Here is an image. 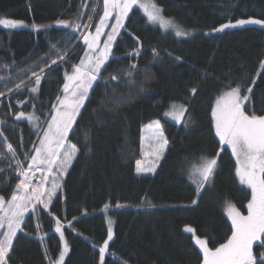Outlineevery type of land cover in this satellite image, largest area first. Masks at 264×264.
Masks as SVG:
<instances>
[{"label":"trees","instance_id":"16d2710c","mask_svg":"<svg viewBox=\"0 0 264 264\" xmlns=\"http://www.w3.org/2000/svg\"><path fill=\"white\" fill-rule=\"evenodd\" d=\"M153 1L164 15L198 34L178 38L149 23L139 9L132 10L114 44L113 57L70 130L68 141L78 151L62 190L48 211L38 208L27 216L13 240L9 264L57 260L62 251L57 219L64 225L69 246L63 264H100L99 248L107 239L109 221L114 223L113 239L104 264H203V255L185 228L192 227L214 250L232 234L224 203L246 211L251 190L236 175L231 149L219 143L212 109L216 99L230 90L228 85H240L242 91L252 88L247 111L264 115V28L213 29L239 19H264V0ZM96 4V0H0V19L25 25L0 26V92L4 93L0 98L21 79L26 82L0 101L4 198L11 196L17 182L15 170L10 167L7 172L3 166L13 156L6 152L7 144L15 149V161L28 160L38 127L44 129L62 94L65 74L80 62L81 38L87 30L83 25L90 22L92 29L102 11L101 0L92 11ZM59 20L81 27L66 28L56 23ZM33 24L47 27L36 30ZM64 53L65 61L45 65L58 62ZM42 67L39 90L33 95L28 69L40 74ZM173 104L186 109L180 123L165 118ZM20 112L34 113L39 120L20 121L16 118ZM157 120L168 148L153 175L138 176L142 130ZM201 157L216 158L217 166L197 194L189 174ZM257 245L253 253L259 257L264 246Z\"/></svg>","mask_w":264,"mask_h":264},{"label":"snow or ice","instance_id":"6c2138e0","mask_svg":"<svg viewBox=\"0 0 264 264\" xmlns=\"http://www.w3.org/2000/svg\"><path fill=\"white\" fill-rule=\"evenodd\" d=\"M134 6L143 9L150 22L159 23L161 27L171 29L177 37L191 35L173 20L165 19L160 14L161 9L151 3V0H103V15L99 18V24L95 26V33L89 32L82 37L88 50L85 51L79 64L73 65L72 74H65L66 83L63 87L65 95L63 99L59 96L57 97L59 106L53 105L55 114L52 115L47 129L43 132L39 147L34 148L35 154L30 157L31 163L27 169H24L23 162L17 161V169L20 176H23L24 179L16 186V190L13 191L9 200L5 201V198L0 196V213H2L0 214V228L5 226L7 228L6 231L0 234V264H9L10 253L13 249V239L16 237L17 231H22L21 224L24 214L29 211V203L33 200L36 201V204L31 207V211L36 212L37 205H43L44 210H47L52 202V197L55 195L59 185L53 183L51 191L47 193V201L41 199L44 193L39 189L34 188L31 194H28L29 172L33 168L39 170L38 166L41 164H47L49 172L52 171L53 166H57L63 173L65 171L64 166L74 158L78 151L77 146L72 144L66 148L65 140L72 129L73 123L76 121L77 115L80 113V109L88 98L89 89L94 82L102 77V70L110 62V57L113 55V42L120 34V29L124 27V20ZM92 11L95 12V8ZM113 11L116 12L114 17L116 23L111 25V32L105 34L103 30L108 26L107 21L112 17ZM88 19L92 20V16H89ZM22 23L21 21L0 19V25L7 28H17ZM56 23L66 28L81 27L79 24H70L63 20H59ZM244 25H259L264 28V19H239L235 23L230 21L221 24L213 31L222 32L225 29ZM32 27L39 30V28L47 26L33 24ZM83 27L87 29L90 25L85 24ZM101 35L107 36L102 48L100 47ZM52 47L55 48V45ZM66 55L67 53H64V55L59 56V59L63 61ZM51 63L56 64L57 61L53 60ZM45 65L50 67L47 62H45ZM135 67V65H131V68L134 69ZM262 67H264V62H262ZM28 71H31V75L35 77L34 84L36 85L29 90L32 93H36L38 92L42 76L31 69H28ZM44 71L45 69L42 67L40 72L43 73ZM130 74L131 72H129ZM0 79L3 78L0 77ZM111 79L114 81L118 80V76L112 75ZM25 83L21 79L16 88L20 89ZM228 87L230 90L216 99L215 106L212 109L215 133L219 137L221 145H228L231 148L232 155L236 158V175L242 184L247 185L251 189V199L246 206L247 215H242L235 206L227 205V215L231 219L232 234L226 243L220 244L214 250L208 247L206 239L197 237L195 243L203 253V264H264V253L259 257L253 253L254 241L261 242L257 245L258 247L264 246V239H262L264 238V115L258 116L247 111L245 101H250L251 87L243 91L240 85L234 88H231L230 85ZM192 92L195 94L196 89L193 88ZM0 95H4V93L0 92ZM185 112L184 106L173 105L166 115L180 121L184 117ZM24 117L25 113L20 112L16 118L21 119ZM27 119L29 121H38L39 117L33 113L28 114ZM153 125L158 130L153 137L158 139L159 142V147L155 152L158 160L168 141L164 138L162 130H160L159 121L153 122ZM153 125H149V127H153ZM2 135L3 133L0 132V136ZM7 150L13 156L16 155L15 149L10 143L7 144ZM0 156H3V153H0ZM61 156L63 159L58 160ZM155 166V163L145 166L141 160H137L136 172H154ZM216 166V158L207 159L204 157H201L198 165L193 166L190 176L192 182L197 186V194L209 182ZM0 171H3V169H0ZM192 203L196 204L197 201L193 200ZM107 207L108 205H105V208ZM117 207H120V205H117ZM109 225H111V221H109ZM68 226L71 227V222H69ZM63 227L60 220L57 219L55 231L60 233L61 240L64 238ZM185 231L191 233L194 230L191 227H186ZM112 239L113 232L110 226L107 239L104 240L103 245L99 248L100 264H104L106 255L109 254V241ZM68 251V245L65 241L58 259L52 261L51 264H63L64 257Z\"/></svg>","mask_w":264,"mask_h":264},{"label":"rangeland","instance_id":"374dc122","mask_svg":"<svg viewBox=\"0 0 264 264\" xmlns=\"http://www.w3.org/2000/svg\"><path fill=\"white\" fill-rule=\"evenodd\" d=\"M99 1H100V0H96V3L98 4V7H99ZM151 3H154L159 9H161V13H160V14H161L165 19L173 20V21H174L176 24H178L183 30H185V31H187V32H189V33H191V35H189V36H187V37H178V38H190V37H192V36L198 34V32H197L196 29H188V28L182 27V26L178 23V21H177L175 18H173V17H168V16L164 15V14H163V11H162V8H161L157 3H155L153 0H151ZM97 4H96V7H95V11H96V9H97ZM101 5H102V11H101V13L98 15L96 21L94 22V24H93V28H92V29H88V28H87V30L85 31V33H84L83 35H86V34H88L89 32H91V33H93V34L95 33V26H96L97 24H99V18H100V16L103 15V0H101ZM136 8L139 9L140 12H141V14L144 15V16L147 18V16L145 15L143 9H140L138 6H134V7L132 8V10H134V9H136ZM132 10L129 12L128 16L125 18V20H124V27L120 29V33H121V31H122L123 29H125L126 21H127V19L129 18V15L131 14ZM115 15H116V12L113 11L112 17H110V18L108 19V21H107V25H108V26H106V27L104 28V30H103L105 34L111 32V25L116 23V21H115V19H114ZM147 20H148V19H147ZM90 21H91V20H90ZM148 21H149V20H148ZM149 23H151L152 25L154 24V25L160 27L161 29H163V30H165V31H169V32H171L174 36H176L175 33H174L171 29H165V28L161 27L159 23H152V22H150V21H149ZM234 23H235V22H234ZM89 25H90V22H89ZM0 26L4 27L3 25H0ZM20 27H25L24 23H22V25L19 26V27H17V28H20ZM240 27H242V26H240ZM5 28H7V27H5ZM119 35H120V34H119ZM119 35L116 37V40H117V38L119 37ZM82 37H83V36H82ZM176 37H177V36H176ZM106 39H107V36H106V35H101V37H100V47H101V48L103 47V42H104ZM116 40L113 42V46H112V54H113V47H114V44H115ZM81 42H82V45H83V47H82V48H83V54H82V56H81V58H82V57L84 56L85 51H87L88 49H87V46L84 44L83 38H81ZM112 57H113V55H112ZM112 57H110V59H111ZM65 60H66V57L64 58L63 61H65ZM60 62H62V61L59 60L56 64H58V63H60ZM56 64H53V65H51L50 67L55 66ZM78 64H79V63H78ZM73 65H77V64H73ZM42 74H43V73H40L39 75H42ZM67 74L71 75L72 73H67ZM64 79H65V81H64L63 86H62V94H61V96H60L61 99H63V97H64V95H65V93H64V91H63L64 84L66 83V78H65V76H64ZM32 80H33V82H34V81H35V77H32L28 82H31ZM94 84H95V82L93 83V85H94ZM93 85H92V87H93ZM33 86H36V85L34 84ZM33 86H31V87H33ZM92 87L89 89V93H90V90L92 89ZM17 90H18V89L15 88V89H13V90L7 92V93H9L8 95H11V94H14V92H16ZM38 90H39V86H38ZM30 92H31V91H30ZM31 93H32V92H31ZM37 93H38V92H36V93H32V94H33V95H37ZM88 95H89V94H88ZM86 100H87V99H86ZM86 100H85V102H86ZM245 102H246V101H245ZM215 103H216V101H215ZM84 104H85V103H84ZM54 105L59 106V105H58V101H56ZM173 105L181 106L180 104H173ZM214 106H215V105H214ZM82 108H83V107H82ZM82 108L80 109V112H81ZM171 108H172V107H171ZM170 110H171V109H170ZM168 112H169V110H168ZM54 114H55V109L53 108L52 115H54ZM79 114H80V113H79ZM79 114L77 115L76 119L78 118ZM52 115H51L50 120H49L48 122L51 121ZM165 118H166L167 120H170L171 122H174V123L176 122V123H177V120H175L172 116L166 115ZM19 120H20V121H22V120H28V119H27V114H25V117H24V118H21V119H19ZM157 121H158V120H157ZM48 122H47V124H46V126L44 127L43 130L40 129V128L38 127V129H39V131L37 132V136H38V138H37V141H36L35 145H33L32 149L28 152V154H27V156H26V158H27L28 160H27L26 162H23V168H24V169H27V168H28V165L31 163V159H30V157H31V155H34V154H35V153H34V148H35V147H39L40 139L43 137V132H44V130H46L47 127H48ZM153 122H155V121H153ZM153 122L147 124V125L143 128V130H142L141 144H140V145H141V146H140V159H138V160H141L145 166H149V165H151L152 163H155V165H156V166H155V171H156L157 166L159 165L161 159L163 158V156H164V154H165V152H166V150H167V148H168V143H167V145L164 146L163 153H162V155H160L159 159L157 160L156 155H155V152L157 151V149H158V147H159V142H158V139H154L153 137H154V135L156 134V132H157L158 130L154 127ZM74 123H75V122H74ZM74 123H73V125H74ZM159 123H160V121H159ZM149 125H153V127H149ZM160 130H162V132H163V129H162V125H161V123H160ZM69 133H70V131H69ZM69 133H68V136H69ZM163 135H164V132H163ZM68 136H67V138H66V140H65V146H66V148H67L68 146L72 145V144H70L69 141H68ZM164 138L166 139L165 135H164ZM224 146L230 148L228 145H224ZM230 149H231V148H230ZM62 151H63V149H62ZM6 152L9 153L8 150H7ZM76 153H77V152H76ZM9 154L12 155L11 153H9ZM75 156H76V154H75ZM75 156H74V158H75ZM14 158H15L14 156L10 157V158L8 159V161H6V162L3 164V166H6V167H4V169H5V171H7V172L9 171V169H10V167H11V168H13V169L15 170V172L17 173V176L15 175V176L17 177V182H16V185H15V188H14V190H16V186L20 183V181H21L22 179H24V177H23V176H20V174H19V170L17 169V161H15ZM74 158L71 159V161H70L67 165L64 166V167H65V171H64L63 173H61L60 168L57 167V166H53L52 171L49 172V171H48V165H47V164H41V165H39V166H38V169H39V170H37V168H33V169L29 172L28 194H31L32 189H34V188L39 189L41 192L44 193V195L41 197V199L47 201V198H48V197H47V193L51 191L53 183H56V184L59 185V187L56 189V191H55V195L52 197V202H53L54 199L58 196V194H59V193L61 192V190H62L63 182H64V180H65V178H66V175H67V173H68L70 167L72 166V163H73V161H74ZM62 159H63L62 156L58 158V160H62ZM235 159H236V158H235ZM192 170H193V169H192ZM192 170H191V172H192ZM155 171H154V172H143V173H137V172H136V174H137L138 176H150V175H153V174L155 173ZM191 172H190V174H191ZM190 174H189V177H190V179H191V181H192V178H191ZM194 184H195V183H194ZM241 184H242V183H241ZM242 185H244V186H246V187L248 188L247 185H245V184H242ZM249 189H250V188H249ZM250 190H251V189H250ZM12 194H13V193H12ZM12 194H11V195H12ZM21 194H23V193H21ZM0 196H1V195H0ZM2 197H3V196H2ZM10 198H11V196H10L9 198H5V201L9 200ZM52 202L49 204L48 209H47L46 211L49 210V208H50ZM33 204H36V201H35V200H33V201H31V202L29 203V211L26 212V213L24 214L23 222L25 221V219L27 218L28 215L34 213V212L31 211V207H32ZM228 204H231V205L235 206V207L241 212L242 215H247V207H246V211H242V210H241L240 208H238L235 204H233L232 202H228V201L226 202V204L223 205V208H224V211H225L226 215H227V205H228ZM38 208H40V209H44V208H43V205H37V209H38ZM0 214H2V213H0ZM227 216H228V215H227ZM228 218H229V217H228ZM229 219H230V218H229ZM109 220H111V219H109ZM23 222H22V224H23ZM230 222H231V219H230ZM22 224H21V228H22ZM63 226H64V225H63ZM110 226H111V229H112V232H113V229H114V223H113V221H111V225H109V227H110ZM187 227H190V226H187ZM63 228H64V227H63ZM191 228H192V227H191ZM185 229H186V228H185ZM192 229H193V228H192ZM6 230H7L6 226H5L4 228H0V234H2V233H3L4 231H6ZM193 230H194V229H193ZM62 231H63V229H62ZM19 232H20V231H17V234H18ZM186 232H187V231H186ZM63 233H64V232H63ZM188 233L191 234V235L193 236V238H194V242H195V239H196L197 237H199V236L195 233V231H193V232H191V233L188 232ZM58 234H59V236H60V233H58ZM199 238H201V239H205V238H202V237H199ZM13 240H14V239H13ZM61 241H62V250H63L64 242L66 241L65 235H64L63 240H61ZM66 242H67V241H66ZM195 244H196V243H195ZM257 244H260V241H254V242H253V249H254V246L257 245ZM67 245H68V242H67ZM197 247L199 248L198 245H197ZM68 249H69V246H68ZM199 250H200V248H199ZM200 251H201V250H200ZM68 253H69V251H68L67 254L65 255V257H64V261H65L66 257L68 256ZM201 253H202V251H201ZM202 254H203V253H202ZM52 261H55V260H51L50 263H51ZM64 261H63V263H64Z\"/></svg>","mask_w":264,"mask_h":264},{"label":"crops","instance_id":"0c3cea01","mask_svg":"<svg viewBox=\"0 0 264 264\" xmlns=\"http://www.w3.org/2000/svg\"><path fill=\"white\" fill-rule=\"evenodd\" d=\"M182 120H180V121H177V123H180ZM224 204H226V202L224 203Z\"/></svg>","mask_w":264,"mask_h":264}]
</instances>
